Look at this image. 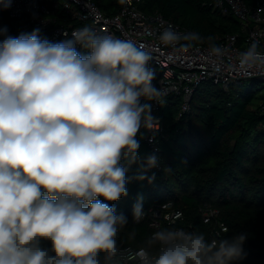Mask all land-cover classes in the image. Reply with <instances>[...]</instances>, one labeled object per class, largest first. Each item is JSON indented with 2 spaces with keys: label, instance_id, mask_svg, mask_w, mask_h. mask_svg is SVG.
<instances>
[{
  "label": "clouds",
  "instance_id": "1",
  "mask_svg": "<svg viewBox=\"0 0 264 264\" xmlns=\"http://www.w3.org/2000/svg\"><path fill=\"white\" fill-rule=\"evenodd\" d=\"M11 4L0 0V10ZM161 27L156 39L174 51L204 41L197 32ZM39 33L36 28L13 37L0 28V264L242 260L244 233L209 241L203 233L165 228L136 250L120 248L117 237L129 221L112 204L127 195L133 165L140 172L135 179L149 183L155 175L147 172L158 165L156 155L141 160L137 139L142 128L158 129L151 102L164 103L165 93L153 84L152 54L131 39L88 26L59 42ZM207 41L210 58L228 55L213 37ZM230 60L234 76L264 72V50L256 39ZM144 214L139 197L132 221L139 223Z\"/></svg>",
  "mask_w": 264,
  "mask_h": 264
},
{
  "label": "trees",
  "instance_id": "2",
  "mask_svg": "<svg viewBox=\"0 0 264 264\" xmlns=\"http://www.w3.org/2000/svg\"><path fill=\"white\" fill-rule=\"evenodd\" d=\"M142 1L140 7L145 13L159 12L181 28L199 33L204 42L209 36L217 44L227 34H241L239 22L214 10L212 0ZM244 2L264 5V0ZM98 5L107 13L116 9L114 0H98ZM21 25L0 10V28L6 27L7 35L26 33ZM78 51L85 54L83 49ZM152 68L156 86L161 70ZM259 83L244 79L224 89L202 82L193 91L187 112L180 111V94L163 98L155 113L164 126V135L156 139L160 170L147 172V177L155 175L149 183L147 178L135 179L140 172L139 166L133 165L126 174L127 195L112 204L116 213L129 221L117 237L121 248L138 249L150 236L148 214L139 223L132 221L139 197H143L144 212L151 205L172 200L174 207L183 211L181 226L205 234L209 241L211 228L202 222L201 212L208 206L217 209L219 220L227 227L222 238L247 234L244 258L236 264H264V90L257 87ZM146 135L142 128L137 136L142 161L150 155ZM46 242L42 246L50 248Z\"/></svg>",
  "mask_w": 264,
  "mask_h": 264
},
{
  "label": "built area",
  "instance_id": "3",
  "mask_svg": "<svg viewBox=\"0 0 264 264\" xmlns=\"http://www.w3.org/2000/svg\"><path fill=\"white\" fill-rule=\"evenodd\" d=\"M114 1L116 9L111 10V13L102 10L98 0H12L11 7L3 11L8 17L21 21L24 32L30 33L39 28L41 38L51 42L71 38L73 30L88 26L98 34L131 39L137 44L144 45L152 54L150 66L161 70L156 87L165 93L164 97L180 94L181 112L189 110L192 93L202 82L219 84L224 89H227L231 82L244 79H257L264 83V72L257 71L248 76L237 77L228 68L232 62L230 57L234 59L253 39L258 40L264 50V5L260 2L255 6H249L244 0H212L214 10L223 16H233L239 22L242 34L240 43L239 33L225 35L217 45L225 47L228 55L222 60H213L208 55V42L196 43L187 51H174L159 44L156 37L162 31V25L166 27L171 24L181 33L190 31L163 17L159 12L145 13L140 7L142 0ZM80 49L83 48L77 46V50ZM83 51L87 54L86 49ZM151 103L152 115L158 121V129L147 130L145 141L150 148V155L157 156L156 139L164 135V126L155 115L160 104ZM157 157L158 165L152 169L160 170L159 156ZM144 213V217L146 214L149 215L150 235L165 228L192 232L190 227L181 226L185 219L183 211L174 207L172 200L151 205ZM201 218L203 223L210 225V241L222 238L227 227L219 220L217 209L204 207ZM121 249L136 250L131 247Z\"/></svg>",
  "mask_w": 264,
  "mask_h": 264
},
{
  "label": "rangeland",
  "instance_id": "4",
  "mask_svg": "<svg viewBox=\"0 0 264 264\" xmlns=\"http://www.w3.org/2000/svg\"><path fill=\"white\" fill-rule=\"evenodd\" d=\"M258 88H263V90H264V83L263 82H261V83H259V85L257 86ZM49 242H46V244H48Z\"/></svg>",
  "mask_w": 264,
  "mask_h": 264
}]
</instances>
